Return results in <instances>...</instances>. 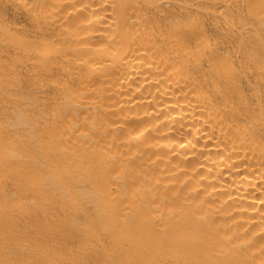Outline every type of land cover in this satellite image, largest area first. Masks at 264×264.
Segmentation results:
<instances>
[{"label": "bare ground", "instance_id": "6f19581e", "mask_svg": "<svg viewBox=\"0 0 264 264\" xmlns=\"http://www.w3.org/2000/svg\"><path fill=\"white\" fill-rule=\"evenodd\" d=\"M0 264H264V0H0Z\"/></svg>", "mask_w": 264, "mask_h": 264}]
</instances>
